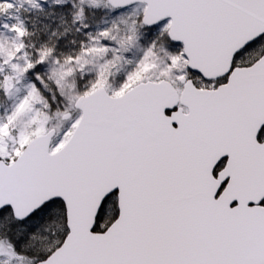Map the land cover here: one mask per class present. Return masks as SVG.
I'll use <instances>...</instances> for the list:
<instances>
[{"label":"snow or ice","instance_id":"6c2138e0","mask_svg":"<svg viewBox=\"0 0 264 264\" xmlns=\"http://www.w3.org/2000/svg\"><path fill=\"white\" fill-rule=\"evenodd\" d=\"M0 264H264V0H0Z\"/></svg>","mask_w":264,"mask_h":264},{"label":"rangeland","instance_id":"374dc122","mask_svg":"<svg viewBox=\"0 0 264 264\" xmlns=\"http://www.w3.org/2000/svg\"><path fill=\"white\" fill-rule=\"evenodd\" d=\"M48 21H44L42 17L37 18V27L38 28H43L44 23H47Z\"/></svg>","mask_w":264,"mask_h":264}]
</instances>
